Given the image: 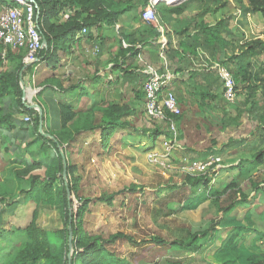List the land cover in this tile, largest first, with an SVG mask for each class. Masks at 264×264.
<instances>
[{"label":"crops","instance_id":"1","mask_svg":"<svg viewBox=\"0 0 264 264\" xmlns=\"http://www.w3.org/2000/svg\"><path fill=\"white\" fill-rule=\"evenodd\" d=\"M115 2L120 4V8H126L131 3L135 6L130 10L119 13L115 22L111 25L99 22L89 26L83 25L82 27L86 28L84 33H82L83 28L81 30L76 28L71 32L64 31L68 25L67 21L76 13V7L66 6L53 13L51 4L45 1L42 2V12L39 11L37 6L36 17L41 41L43 47H46L47 50L45 51L42 47V50L38 53V61L34 64L28 65L22 62L21 50L0 44V193H4V190H7L6 188L11 191L10 195L2 194L0 196V208L5 207L2 204H10V206L4 208V212L1 214L4 223L8 221L7 218H3V215L10 213L9 209L13 208L14 205H18L20 202L35 204L34 200L28 198L25 194L31 175H38L40 179H43L45 173L55 167L57 163L58 154L50 140L57 143L62 136L61 104L69 105L78 114L93 106H103L111 102L122 105V100H124L123 104L133 111L132 106L125 102L130 91L134 94V96H131V101L141 111L140 108L144 107L142 84L153 71L159 73L169 71L173 76L169 88L173 91L176 85L181 86L183 80L184 85H195L190 79L191 73H193L192 70L195 69L192 68V65L208 67L212 63L216 64L218 62L214 61V54L222 53L220 55L226 56V58H223L226 63L222 62L233 74L236 71H257L255 66L258 67L264 63L263 60H255L261 52H249V50L242 49L247 40L264 34V25H256L257 33H253L252 30H250V33L245 30L243 33H239V23L233 21L239 15V7L236 4L232 3V6L228 8L229 3L222 2L212 7H217L214 12H208L205 10L208 9L205 5L201 7V3L191 4L188 2L182 4V12L176 14L167 11L176 4L161 0L155 5L157 21L145 23L141 19V12L149 0H111V2L108 0L110 4ZM240 7L245 9L244 13L248 17L243 20L242 29H246L252 21L254 24H260L259 18H261V15L249 12L247 9L248 2L240 5ZM136 9H138L137 12H135ZM47 13L51 14V18L45 21V14ZM81 17L89 22L93 20V13L91 11L88 14L83 13ZM233 23L236 25V31L235 28H231ZM148 26L151 27L146 30ZM157 26H162L163 32L159 31ZM205 26L225 39L227 46L231 45V55L229 57L223 54L226 46L221 45L216 39L210 38L206 31L208 29ZM150 30H156L158 34H150ZM58 32H62V34L55 38L54 34ZM230 34H232V37H230ZM45 36L49 41V47ZM97 44L100 47V52L97 55H91V51ZM132 45L135 49H138L136 54L129 52L124 58L122 56L118 57L119 54H122L121 50L129 47L134 49ZM4 51L6 55L5 58H2ZM191 51L195 53L194 58L189 57L192 55ZM261 56L264 57V53H261ZM183 69L187 70L188 79L185 75L180 77V71ZM143 70L151 72L145 77H139L137 74L142 75L141 71ZM198 72L200 73L198 76L204 79L209 77L208 80L203 82L205 85L208 82H213L216 77V74L211 72H208L209 75L202 74V71ZM215 80L218 82L217 79ZM257 83L258 81H256V85ZM137 86H139V89ZM113 87H119L120 90L124 87L121 90L123 92L122 97L117 99V96L113 94ZM178 91H181L180 87H177L176 93ZM197 94L199 93L197 92ZM183 95L179 98L178 94L182 116L174 117L179 130L176 151L183 150V153H181L183 156H185L184 152H187L189 154L186 156L193 159L195 156H191L190 153L194 149H199V145L205 140H195L188 125L189 117L185 110L188 107L192 109L194 106L199 107L201 101L200 97L196 96L189 87L184 88ZM139 101L141 102L139 103ZM39 109L41 110V118L36 124L33 117L35 113L39 117ZM26 116L31 117V121H25L24 117ZM92 120L93 124H102L100 111L94 112ZM194 126L199 132H202V128L199 129L198 125ZM159 128L163 130L162 127ZM203 129L207 131L204 126ZM257 132V136L260 137L259 127L255 129V134ZM93 134H98L101 142V130L94 129L80 131L74 135L73 139L64 140L66 142H62L63 151H61V146L56 145L61 154L66 153L64 158L68 165L70 161L67 156L73 153V151H68V147ZM194 142L195 144H193ZM216 142L215 139L213 147L217 145ZM213 147L206 151L215 152ZM228 153L234 152L231 150ZM224 160L230 159L224 157ZM238 163L230 166L228 170H224L227 165L223 162L222 167L217 172V174L219 173L217 176L219 181H215L220 183H215L213 186L210 183L200 184L202 189L198 190L201 193H207L211 187H224L233 178L242 180L239 177V171L247 164ZM222 170L224 172H221ZM257 171H260V180L263 181L264 188V164L252 171L253 180H255V172ZM228 175L230 176L229 179L228 177H225L226 180L223 179L224 176ZM23 189L25 190L23 191ZM248 192H250V187L246 189V193ZM193 194L190 195V200L201 196L196 192ZM199 198V202L201 200L203 202L208 201L209 208L215 215L216 212L218 213L214 221L210 219L211 225L207 234L199 238L197 243L184 248L176 244H170L171 241L168 242L162 260L152 264L169 262H180L182 264H246L243 258L245 255L250 254L257 261V264H264V192L261 190L255 193L251 192L246 201L227 212H218L212 196ZM219 199L218 205L221 207L228 203L226 196ZM240 209L244 210L242 214L239 213ZM207 226L202 225L198 228L199 230L196 229L197 231H191L190 233L193 234L205 228L207 229ZM14 228L19 229L20 227ZM255 241L263 245V248L255 246ZM165 244L163 242L158 245ZM241 246H243L244 251H242L245 255L239 258L236 252ZM169 252H172L176 257L167 256ZM123 263L130 264L124 258Z\"/></svg>","mask_w":264,"mask_h":264},{"label":"rangeland","instance_id":"2","mask_svg":"<svg viewBox=\"0 0 264 264\" xmlns=\"http://www.w3.org/2000/svg\"><path fill=\"white\" fill-rule=\"evenodd\" d=\"M174 2L173 4L176 5L187 4L188 2L191 4L201 3V7L205 5L206 8H212L222 2L229 3L228 8L232 6V3L236 4L239 7V15L233 21L239 23V33H243L244 30L248 33H250V30L257 33L256 25H264V18L261 17L259 18L260 24H254L252 21L246 29L241 28V25L244 24L243 20L248 18L244 13L245 9L240 7V5L247 3L246 0H181ZM231 28H235L236 31L234 23ZM230 37H232V34H230ZM224 46L226 47L223 54L229 57L231 55V45ZM242 49L247 50V47L244 45ZM99 52L100 47L97 44L90 54L97 55ZM191 54L189 57L194 58L195 53L191 51ZM220 54L222 53L213 55L214 61L223 65L226 63L223 60L226 56L223 57ZM181 56L183 57L182 54ZM216 56L218 57L216 58ZM259 56L255 60L264 61L261 53ZM260 67V65L255 66V69L257 68L258 71ZM192 68L195 69L192 70L191 81L199 84L204 89L210 90L212 93H216L215 99L205 97L202 102L201 95L195 92L197 91L195 85H184V80L181 81V86L175 84L176 90L173 89L172 91L177 100L178 94L181 98L184 88L188 87L196 96L200 97L201 104L199 107L194 106L193 109L188 107L185 110L189 117L188 125L195 140H205L199 145V149H194L190 153L191 156H195L193 159L186 156L189 154L187 152H184L185 156H183L181 154L183 150L176 151L177 143H175L173 150L171 144H165L167 139L170 138L167 132L168 127L164 121L150 118L143 106L139 111L134 102L131 101V96H134V94L130 91L125 102L130 104L134 110L124 117L130 123V128L116 130L108 140L106 147L101 146L98 134L90 135L83 141L80 140L77 144L68 147V151H73V153H70L71 156L70 154L67 156L70 161L69 165H73L74 168L70 171L71 173L69 172L70 174L66 170V178L63 177L62 168L61 180L63 181L58 182V185L65 187L66 192L70 193L71 207L75 211L79 206V197L90 198L88 210L82 222V228L85 232L91 235H100L103 238H108L110 235L119 232L134 239L130 241L125 237H121L114 243L104 244L118 258H124L130 264H152L160 261L166 252L164 249H166L168 242L174 240L187 241L190 232L195 231L202 225H208L207 229H210V221H214L218 213L216 212V215L213 213L209 208L208 201L203 202L201 200L199 202V197L190 200V195H194L195 192L201 195L198 189H202L200 187L202 182H199L196 187L189 185V183L197 176L202 175L203 179L208 177L210 185L213 186L215 183H220L215 182L219 181L217 177L219 173L212 175L211 171L198 172L194 167L192 168L195 162L204 161L205 158L216 155L221 158V163L224 162L227 165L224 170H228L230 166L235 165L237 162L247 164L252 153L262 145V139L257 136L258 132L255 134V129L259 125L256 118H258V114L264 106L263 91L257 89L258 91L253 92L248 88V82H253L252 78L246 80L243 74L239 75L236 81L235 99L227 101L222 95V82L215 68V63L210 64L208 67L192 65ZM182 71H180V77L185 75L188 79L187 70L183 69ZM197 71H202V74L205 75H209L208 72H211L216 74V77L213 82H208L209 85H205L203 82L208 80L209 77L204 79L198 76L200 73H197ZM141 72L142 75L137 74L139 77H145L151 71L143 70ZM137 87L139 89V86ZM177 87L181 89L177 92L178 94L176 93ZM121 90L119 87H113V94L117 96V99L122 97L123 92ZM178 103L181 104L179 101ZM253 103L254 107L251 108L250 105ZM238 107L244 109V112L235 122L236 108ZM183 115L185 114L183 113ZM176 125L175 123L177 128L178 125ZM194 125H198L199 129L202 128V132H199ZM203 126L206 127L207 131L203 129ZM158 127H162L166 135L161 134L156 141H153L152 137L145 135L143 132L145 129L151 130ZM176 131L178 135V128ZM215 139L217 145L213 147ZM211 147L214 148L215 152L206 151ZM231 150L234 153H228ZM224 157L230 160H224ZM224 170L221 172H224ZM246 175L248 174L246 173ZM69 177L75 179L74 191L72 192L68 189ZM225 177L230 178L229 175L224 176L223 179L225 180L227 179ZM244 178L241 177V179ZM254 179L260 180V171L255 172ZM167 185H169V189L165 193ZM131 188H134V190H129ZM159 190L164 191V194L157 195ZM102 195L105 197L111 196V204H108L105 200L97 199ZM34 209H37L36 223L46 231L50 243L60 245L62 241L60 230L65 229L68 234L69 221L65 218L64 208L59 209L58 206L48 207L44 204L34 205L32 202H20L9 209L10 213L3 215V218H7L8 221L3 222L2 229L4 228L5 233L3 234L5 235L0 237V249H2L3 254L16 248L26 240L22 234L23 231L15 232L14 227H20L19 229L22 230L30 221ZM243 211V209H240L239 213L242 214ZM152 237L160 238L166 244L158 245ZM67 238L68 236L65 234L68 246ZM254 244L258 248L263 246L258 241H255ZM167 256L176 257L172 252H169Z\"/></svg>","mask_w":264,"mask_h":264},{"label":"trees","instance_id":"3","mask_svg":"<svg viewBox=\"0 0 264 264\" xmlns=\"http://www.w3.org/2000/svg\"><path fill=\"white\" fill-rule=\"evenodd\" d=\"M48 2L52 6V12L55 13L58 10L63 9L64 7H76L77 11L76 13L70 17V20L67 21L68 25L65 27L64 31L71 32L73 29H82L83 25L89 26L90 24H93L95 22H99L101 24H107L111 25L115 22L117 16L119 13L124 12L126 10H130L131 8H134V4L131 3L130 6H127L126 8H120L119 3H108V0H35L39 11H41L42 2ZM147 1V0H145ZM111 2V0H110ZM248 2V10L252 13H258L261 15V17L264 18V0H247ZM146 4V3H145ZM184 4V3H183ZM181 4H177L174 7H171L167 9L169 13H176L180 14L182 12ZM146 6V5H145ZM144 6V7H145ZM144 7L142 9H144ZM217 8V7H216ZM216 8H208L205 9L208 12H214ZM93 13V20L91 21H85L81 16H83V13ZM143 11V10H142ZM42 12V11H41ZM142 13V12H141ZM48 18H51V14H45L44 20L46 21ZM88 18V15H87ZM142 19V16H141ZM143 22L147 23L145 20L142 19ZM66 25V24H65ZM151 26L146 27V30H149ZM206 27V26H205ZM86 29V28H85ZM206 29H208L206 27ZM207 34L210 38L216 39L218 42H220L221 45H226L227 41L221 37H219L217 34H215V31L213 30H206ZM62 34L61 33H55L54 37H58ZM150 34H158V32L155 30H150ZM46 38V36H45ZM47 40V38H46ZM210 41L212 39H209ZM247 46V50L249 52L255 51L256 53H264V34L262 36H259L257 38L247 40L244 43ZM49 41L47 40V46L49 47ZM134 47V45H132ZM45 51L47 50L46 47H43ZM42 50V48H41ZM138 49H134L129 47L127 49L121 50L122 54H119L118 57H126L128 53L136 54ZM40 52V51H39ZM21 57L23 54H20ZM258 71L249 72V71H240L235 72L234 79L235 82L238 80V76L243 74L244 77H246V80H250L252 78L253 82H248V88L256 92L257 89H260L263 91L262 93V99L264 101V63L263 65H260ZM125 72V71H124ZM233 74V73H232ZM256 81H258L256 85ZM193 83V81H192ZM197 92L202 97V102L204 101V98L210 97L212 99L216 98V93L210 92L208 89L202 88L199 84L194 83ZM209 85V84H206ZM253 96V93H252ZM144 97V94H143ZM251 108L254 107V103L250 105ZM95 111H100L101 113V122L102 124H93V114ZM60 112H61V121L63 125V132L62 136L59 138V142L51 141V144L55 147L58 158L57 163L55 167H53L51 170L47 171L45 173V178L40 179L38 175H31L29 179V186L25 190V194L28 198H31L34 200V205H47L48 207L58 206L60 208H64V214L66 220L69 221V213L71 214L70 218V225H71V248L69 250V246H67V241L65 239V234L69 235L65 229L60 230L61 232V243L60 245H56L54 243H50L47 238V233L44 231L41 227H39L36 223L37 218V209H34L32 211V216L30 221L25 225V227L20 230L18 228H14L15 232H21L23 231V235L25 236L26 240L22 242L19 246L16 248H13L11 251L6 252V254H3L2 249H0V264H124L123 259L118 258L113 252L109 251L104 244L106 243H114L117 239L121 237H125L130 241H133L134 239L131 237H126L122 233H115L110 235L108 238H103L100 235H91L84 231L82 228V222L85 213L88 210V204L90 202V198L88 197H79V206L76 208V211L73 210L71 207L72 202L70 198V193L66 192L65 187L59 186L58 182H61L63 180L62 175V168H63V160L62 157H64V154L66 156V153H60V150L57 148L56 145L61 146V151H63L62 142L69 141L73 139L74 135L77 134L80 131H87V130H94L99 129L101 130V143L103 147L107 146L109 137L113 134V132L116 129L119 128H130V123L128 120H126L124 117L128 116L132 110L127 105H119L116 103H107L103 106H93L90 109H87L81 113L76 114L72 108L67 104H61L60 106ZM242 112H244V109L241 107L236 108V116H235V122L238 121L240 116L242 115ZM182 114V113H181ZM180 114V115H181ZM178 115V117H180ZM182 116V115H181ZM175 117V118H178ZM35 123L37 124L39 122L38 114L35 113L33 117ZM258 121H261L259 123V135L262 139V147L258 149L256 152H254L250 159L247 162V165L243 166L239 171V177H245L242 182V180H239L238 178H233L229 183H227L222 188H215L211 187L207 193L203 192L201 193V196L203 198L213 197L214 203L217 205L218 212H227L231 208L235 207L238 204L243 203L250 197L251 192H258L261 190L264 192L263 188V181H256L252 179V171L256 170L259 166L264 164V106L261 110V112L258 114ZM36 126V125H35ZM144 134L148 135L149 137H152L153 141H156L161 134L166 135V132L161 130V128H154V129H145L143 130ZM66 140V141H64ZM73 165L66 166L67 173L73 170ZM71 173V172H70ZM69 173V174H70ZM246 173L248 175H246ZM58 174V175H57ZM213 175V172H212ZM70 178V177H69ZM74 178V177H73ZM74 180L70 178L68 180L69 186L68 189L72 192L74 191ZM199 182H202L203 185L210 182L208 177H205L203 179V176H197L189 185H193V187H196ZM68 185V183H67ZM250 187V192L246 193V189ZM7 190H4V193H0V196L2 194H11V191L9 188H6ZM169 185L166 187L165 193L168 191ZM129 190H134V188H131ZM164 194V191H158L157 195ZM222 196H226V199L228 203L224 206H219V198ZM1 199V198H0ZM97 199L106 201L108 204H111L112 197L108 196H99ZM5 207L10 206V204L5 203L2 204ZM0 208V237L2 235H5V233L1 227L3 224V221L1 219V214L4 212V208ZM70 207V208H69ZM241 228V227H240ZM209 229H204L202 231L193 233L189 236V239L187 241H180V240H174L171 241L170 244H176L180 247H187L193 243H197L199 238L205 236L207 234ZM68 239V238H67ZM156 243L161 244L164 241L160 238H154L152 237ZM243 246L240 247V249L236 252V255L241 258L245 253L242 251ZM70 253V256H69ZM253 256L245 255L243 258L246 262V264H257V261L252 258ZM165 264H182L180 262H169Z\"/></svg>","mask_w":264,"mask_h":264},{"label":"built area","instance_id":"4","mask_svg":"<svg viewBox=\"0 0 264 264\" xmlns=\"http://www.w3.org/2000/svg\"><path fill=\"white\" fill-rule=\"evenodd\" d=\"M161 0H149L144 7L141 16L148 23L157 21L155 5ZM166 3H175L181 0H164ZM37 5L35 0H0V44L12 49L22 51V62L33 64L38 60V53L43 47L41 34L38 29ZM163 32L162 26H157ZM86 31L82 29V33ZM6 52L2 53L5 58ZM220 76L223 88V97L227 101H233L236 95V82L231 70L225 65L215 64ZM173 76L169 71L159 73L151 72L142 84L144 94V109L150 118L164 121L168 127L169 139L165 144L170 145L172 150L177 140V128L174 117L181 114V107L169 83ZM25 121H31V117H24ZM166 130V129H165ZM166 139V138H165ZM221 158L209 156L204 161L193 162L196 171H211L213 175L222 167ZM264 244V242H263Z\"/></svg>","mask_w":264,"mask_h":264},{"label":"water","instance_id":"5","mask_svg":"<svg viewBox=\"0 0 264 264\" xmlns=\"http://www.w3.org/2000/svg\"><path fill=\"white\" fill-rule=\"evenodd\" d=\"M39 118H41V110L40 109H39ZM62 160H63V177L66 178V166H67V162H66V159L64 157H63ZM70 218H71V214L69 213V223H70ZM68 230H69L68 246H69V250H70V248H71V225L70 224L68 226ZM69 256H70V253H69Z\"/></svg>","mask_w":264,"mask_h":264},{"label":"clouds","instance_id":"6","mask_svg":"<svg viewBox=\"0 0 264 264\" xmlns=\"http://www.w3.org/2000/svg\"><path fill=\"white\" fill-rule=\"evenodd\" d=\"M34 64V63H33Z\"/></svg>","mask_w":264,"mask_h":264}]
</instances>
